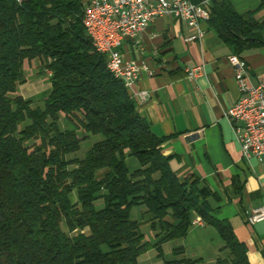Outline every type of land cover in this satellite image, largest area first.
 Wrapping results in <instances>:
<instances>
[{
  "label": "trees",
  "instance_id": "trees-1",
  "mask_svg": "<svg viewBox=\"0 0 264 264\" xmlns=\"http://www.w3.org/2000/svg\"><path fill=\"white\" fill-rule=\"evenodd\" d=\"M258 1L239 13L231 0H208L207 26L235 55L264 45ZM84 9L85 0H0V264H138L149 249L183 239L195 217L223 242L212 264H249L231 224L215 217L217 196L198 176L173 173L161 153L166 138L106 69ZM34 60L50 73L42 108L16 92ZM90 136L99 139L84 158L71 157ZM133 206L158 229L154 244L130 219ZM173 255L163 264L199 263L181 246Z\"/></svg>",
  "mask_w": 264,
  "mask_h": 264
},
{
  "label": "crops",
  "instance_id": "crops-1",
  "mask_svg": "<svg viewBox=\"0 0 264 264\" xmlns=\"http://www.w3.org/2000/svg\"><path fill=\"white\" fill-rule=\"evenodd\" d=\"M231 1L239 13L259 5L258 0ZM200 28L202 39L186 42L184 38L195 30L161 16L135 37L123 39L121 54L153 72L152 76L142 72L138 81L126 87L127 92L152 133L166 138L161 153L169 158L173 173L180 180L198 176L217 196L212 202L218 208L215 217L228 221L237 240L245 244L249 264H264V219L247 222L253 210L264 206V157L258 161L241 154L232 125L224 116L238 99L234 70L228 62L233 53L207 23ZM240 58L251 81L264 84V45L244 51ZM196 66L202 68V76L186 80L185 70ZM141 92L146 94L144 100L139 97ZM180 242L183 249L193 243L209 246L208 256L201 257L203 264H212L223 255L221 238L205 224L192 225Z\"/></svg>",
  "mask_w": 264,
  "mask_h": 264
},
{
  "label": "built area",
  "instance_id": "built-area-1",
  "mask_svg": "<svg viewBox=\"0 0 264 264\" xmlns=\"http://www.w3.org/2000/svg\"><path fill=\"white\" fill-rule=\"evenodd\" d=\"M208 0H87L85 20L91 30V43L100 46L118 76L127 87L140 78L142 72L153 75L147 66L125 58L119 51L123 39L133 38L155 19L161 16L175 18L195 30L184 38L186 42L200 41L202 23L209 19ZM234 70V81L238 99L224 116L230 121L236 141L245 159L264 157V84L253 83L249 69L240 56L228 57ZM186 80L193 81L202 76L200 66L185 70ZM50 73H48V76ZM145 92L139 93L144 100ZM264 219V206L253 210L247 217L249 224ZM204 223L195 218L192 225Z\"/></svg>",
  "mask_w": 264,
  "mask_h": 264
},
{
  "label": "rangeland",
  "instance_id": "rangeland-1",
  "mask_svg": "<svg viewBox=\"0 0 264 264\" xmlns=\"http://www.w3.org/2000/svg\"><path fill=\"white\" fill-rule=\"evenodd\" d=\"M263 12V13H262ZM264 10L257 13V17H262ZM40 61L34 60L32 62H25L23 67V81L17 85L16 92L24 99L30 100L33 107H43V102L47 97L50 90V82L48 73L40 67ZM63 125V124H62ZM99 139V136H90L87 140L83 141L80 150L71 157L78 159L84 158L86 152L91 145ZM127 166L133 170L138 167V163L134 158H127ZM96 209L103 207L102 201L95 203ZM143 206H133L130 209V219L140 223V231L144 236V241L154 244L156 241L157 230H153L148 222L149 215H146ZM86 232V231H85ZM181 240L168 241L161 245V250L155 248L149 249L146 253L141 255L138 259V264H163L165 261L174 258L173 249L179 247L182 243ZM184 255H187L195 260H199L197 264H203L201 257H207L210 247L204 246L202 243L188 245V248L183 249Z\"/></svg>",
  "mask_w": 264,
  "mask_h": 264
},
{
  "label": "bare ground",
  "instance_id": "bare-ground-1",
  "mask_svg": "<svg viewBox=\"0 0 264 264\" xmlns=\"http://www.w3.org/2000/svg\"><path fill=\"white\" fill-rule=\"evenodd\" d=\"M85 16H86V8L84 9L83 25H84V28H85V31H86L88 37H91V30H90V27H89V25H88V22L84 19ZM92 45H93L95 51H96L98 54H101V55H103V56L105 57V59H106V69H107V70H108V71H109V72H110L115 78L118 79V76L115 74V71L113 70V68H112V66H111V64H110L109 59H108V58L106 57V55L104 54L103 49H102L100 46H98L97 44H92ZM120 80H121V79H120Z\"/></svg>",
  "mask_w": 264,
  "mask_h": 264
}]
</instances>
